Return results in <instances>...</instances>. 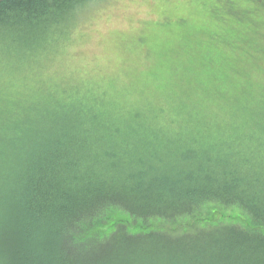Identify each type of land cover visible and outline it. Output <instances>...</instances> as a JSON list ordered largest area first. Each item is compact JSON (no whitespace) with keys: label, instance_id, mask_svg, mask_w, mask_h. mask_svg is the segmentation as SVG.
Returning a JSON list of instances; mask_svg holds the SVG:
<instances>
[{"label":"trees","instance_id":"1","mask_svg":"<svg viewBox=\"0 0 264 264\" xmlns=\"http://www.w3.org/2000/svg\"><path fill=\"white\" fill-rule=\"evenodd\" d=\"M46 6L4 0L0 28ZM136 119L96 126L86 147L60 132L32 146L0 227L6 264H264V136L255 134L263 141L254 150L242 134L137 138ZM26 123L13 128L23 134Z\"/></svg>","mask_w":264,"mask_h":264},{"label":"clouds","instance_id":"2","mask_svg":"<svg viewBox=\"0 0 264 264\" xmlns=\"http://www.w3.org/2000/svg\"><path fill=\"white\" fill-rule=\"evenodd\" d=\"M46 5L24 24L0 28V227L15 211L34 144L60 132L86 147L96 126L145 122L158 108L175 129L191 111V101L174 93L136 45L159 0ZM25 115L22 134L13 126Z\"/></svg>","mask_w":264,"mask_h":264},{"label":"rangeland","instance_id":"3","mask_svg":"<svg viewBox=\"0 0 264 264\" xmlns=\"http://www.w3.org/2000/svg\"><path fill=\"white\" fill-rule=\"evenodd\" d=\"M159 3L155 19L145 24L136 45L144 61L160 70L174 93L191 101L186 116L191 122L174 129L169 115L158 108L150 111L151 122L134 120L135 136L242 134L247 138L240 136L239 140L249 144L244 147L256 149L248 136H264L263 126L258 127L264 125L258 115L264 112V0ZM156 119L162 121L152 123Z\"/></svg>","mask_w":264,"mask_h":264},{"label":"bare ground","instance_id":"4","mask_svg":"<svg viewBox=\"0 0 264 264\" xmlns=\"http://www.w3.org/2000/svg\"><path fill=\"white\" fill-rule=\"evenodd\" d=\"M256 137H257V136H256L255 134H251V135L248 136V138H249L251 141L254 140L253 142H254V144H255V147H256L257 149H261V148H260V144H261V143H260V140H259L258 137H257V139H256ZM257 140H258V141H257ZM217 141H219V140L216 139L214 142H217ZM219 143H221V141H219ZM223 145H224V144H223ZM228 147L231 148L230 145H228ZM226 150H229V149L226 147ZM237 153L239 154V156H240V158H241V162L245 163L248 172H250V173H255V172H258V171H259V167H260V165H261V162H260V161H255V160L250 159L249 156H248L247 154L243 153L241 150H237ZM247 161H249L250 164H249ZM261 170H262V169H261ZM250 182H251V184H254V183L257 182V179L253 177L252 179H250Z\"/></svg>","mask_w":264,"mask_h":264},{"label":"water","instance_id":"5","mask_svg":"<svg viewBox=\"0 0 264 264\" xmlns=\"http://www.w3.org/2000/svg\"><path fill=\"white\" fill-rule=\"evenodd\" d=\"M2 1H4V0H0V2H2Z\"/></svg>","mask_w":264,"mask_h":264}]
</instances>
